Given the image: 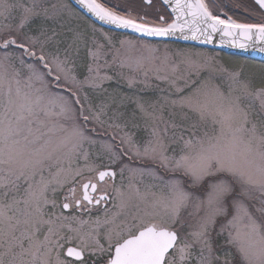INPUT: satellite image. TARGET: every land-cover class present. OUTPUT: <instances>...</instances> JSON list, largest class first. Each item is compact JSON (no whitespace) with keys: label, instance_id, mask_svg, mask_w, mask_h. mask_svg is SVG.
Masks as SVG:
<instances>
[{"label":"snow or ice","instance_id":"obj_1","mask_svg":"<svg viewBox=\"0 0 264 264\" xmlns=\"http://www.w3.org/2000/svg\"><path fill=\"white\" fill-rule=\"evenodd\" d=\"M162 5L0 0V264H264V64L140 39L264 55V0Z\"/></svg>","mask_w":264,"mask_h":264},{"label":"water","instance_id":"obj_2","mask_svg":"<svg viewBox=\"0 0 264 264\" xmlns=\"http://www.w3.org/2000/svg\"><path fill=\"white\" fill-rule=\"evenodd\" d=\"M160 1L162 3V0H160ZM163 7L166 9V6H163ZM92 22L95 23L97 26L105 29V30L112 31L115 33L129 35V36H133L136 38L138 35V34L131 33L128 30L115 29L113 26L104 25V24H102V22L94 20V18H92ZM140 39L150 41V42L173 43V44H179V45H184V46H192V47H197V48H201V49L217 51V52H220V53H223L226 55H230V56L240 57V58L249 59V60L264 63V55H261L259 53L254 52V51L249 50V51L245 52V51H242L240 49H234L229 45H225V46L221 47L219 45V37L218 36L214 40L213 44H211V45H201V44H198V43L192 42V41L185 42L182 40H176L174 38H169L168 40H163L161 38L141 37Z\"/></svg>","mask_w":264,"mask_h":264},{"label":"rangeland","instance_id":"obj_3","mask_svg":"<svg viewBox=\"0 0 264 264\" xmlns=\"http://www.w3.org/2000/svg\"><path fill=\"white\" fill-rule=\"evenodd\" d=\"M98 28H100V27H98ZM113 36L116 39H123V38H125V37L117 38L115 35H113ZM148 43L153 44V45H158L161 48H163L165 44H167L170 48H175L177 46H179V47H189V46H182V45H176V44H170V43H154V42H148ZM191 48H193L194 50L195 49H200V48H195V47H191ZM200 50H204V51L209 52L210 54L217 55L218 60H220L225 66H227L229 68H237V67H239L240 65L243 64L244 67H245V71L246 72L256 74L257 76L259 75L260 66L262 64H264V63H259V62H255V61H251V60L239 58V57H234V56L226 55V54L219 53V52H216V51H210V50H206V49H200ZM123 90L124 91H128L127 88H124Z\"/></svg>","mask_w":264,"mask_h":264},{"label":"flooded vegetation","instance_id":"obj_4","mask_svg":"<svg viewBox=\"0 0 264 264\" xmlns=\"http://www.w3.org/2000/svg\"><path fill=\"white\" fill-rule=\"evenodd\" d=\"M108 2H110V3H114L115 0H108ZM155 2H156V4H157V7L161 8L162 11H165V10L163 9L161 3H160V0H155ZM134 3L137 5V7L135 8L134 13L142 11L141 8L138 6L139 3H140V0H134ZM232 11H236V10H232ZM156 16H157V13H156L155 10H152V11H149V12H148V17H149V18H153V19H154ZM234 18L242 19V18H244V17H243L242 15L238 14V15H236Z\"/></svg>","mask_w":264,"mask_h":264},{"label":"trees","instance_id":"obj_5","mask_svg":"<svg viewBox=\"0 0 264 264\" xmlns=\"http://www.w3.org/2000/svg\"><path fill=\"white\" fill-rule=\"evenodd\" d=\"M109 33H111V32H109ZM111 34L115 35L117 38L129 37V36H125V35H121V34H116V33H111ZM129 38H133V37H129ZM133 39H135V38H133Z\"/></svg>","mask_w":264,"mask_h":264}]
</instances>
